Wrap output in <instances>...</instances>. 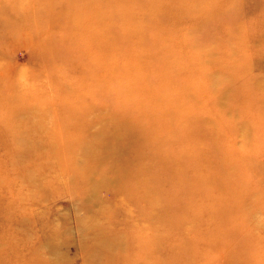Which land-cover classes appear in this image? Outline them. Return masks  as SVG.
<instances>
[{"label": "rangeland", "instance_id": "obj_1", "mask_svg": "<svg viewBox=\"0 0 264 264\" xmlns=\"http://www.w3.org/2000/svg\"><path fill=\"white\" fill-rule=\"evenodd\" d=\"M0 264H264V0H0Z\"/></svg>", "mask_w": 264, "mask_h": 264}, {"label": "bare ground", "instance_id": "obj_2", "mask_svg": "<svg viewBox=\"0 0 264 264\" xmlns=\"http://www.w3.org/2000/svg\"><path fill=\"white\" fill-rule=\"evenodd\" d=\"M30 53V52H29ZM95 111L98 113V115H99V110L98 109H96L95 108ZM87 118V117H86ZM74 127V126H73ZM72 127V128H73ZM145 128V127H144ZM78 131V130H77ZM76 131V132H77ZM72 132V131H71ZM146 132H147V137H146V144L147 143H149V142H151V143H153V142H155L154 140L157 138V137H155V136H153V134H152V129L151 128H149V129H147L146 130ZM99 133H102V131L101 132H99ZM99 133H97V134H99ZM176 133V132H175ZM91 151H92V148L90 149ZM86 151H88L87 149H85V152ZM16 159H18V157L16 158ZM87 160V156L86 155H80L79 154V157H78V160L76 161V163H74V165H73V167H74V171H76V172H78V173H80L83 169H84V163H85V161ZM91 160V159H90ZM89 160V161H90ZM88 161V162H89ZM87 162V163H88ZM72 163V162H71ZM86 163V164H87ZM74 176H77V175H72V177H74ZM68 186L69 187H71V185H69L68 184ZM17 195V194H16ZM16 195H14V196H16ZM82 205H85L84 203H82ZM102 235H104L105 236V238H106V232H105V230H102ZM95 245V244H94ZM88 246H90V245H88ZM110 246H108V245H106V244H103V243H96V248H95V250H96V252H95V255H97V254H100V255H105L103 252L104 251H109L110 250Z\"/></svg>", "mask_w": 264, "mask_h": 264}]
</instances>
